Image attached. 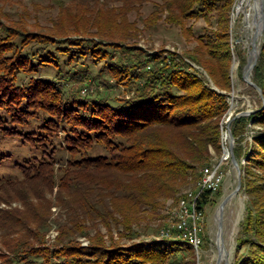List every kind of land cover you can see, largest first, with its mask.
Instances as JSON below:
<instances>
[{"label": "trees", "instance_id": "trees-1", "mask_svg": "<svg viewBox=\"0 0 264 264\" xmlns=\"http://www.w3.org/2000/svg\"><path fill=\"white\" fill-rule=\"evenodd\" d=\"M235 3L165 0V22L199 42L197 54L188 59L209 74L215 88L177 52L162 50L150 57L118 45L127 43L133 30L111 24V19L93 20L92 35L77 14L79 27L73 36L60 29L45 35L29 32L23 24L0 22V128L6 135L22 136L42 154L21 167L22 179L0 188L3 203L10 206L16 200L23 206L0 211V264H186L187 257L195 264V249L186 240L173 239L177 233L172 239L122 241L140 237L137 227L159 215L164 201L175 199L184 184L201 180L203 169L222 152ZM199 19L211 28L196 38L187 25ZM85 61L102 63L99 74L104 78L95 76ZM47 67L56 69L68 85L34 77L22 83L25 76ZM252 79L264 95V42ZM114 88L124 90L117 94ZM32 122H40L38 130L24 131ZM250 123L258 127L251 141ZM61 130L64 145L55 147L52 139ZM232 132L241 190L248 195L234 264H264L261 98L254 114L234 119ZM60 150H66V158L59 156ZM55 189L53 200L49 195ZM211 195L203 193L202 208ZM54 205L71 214L59 223V235L50 244ZM82 237L90 241L88 246L82 245Z\"/></svg>", "mask_w": 264, "mask_h": 264}, {"label": "rangeland", "instance_id": "rangeland-1", "mask_svg": "<svg viewBox=\"0 0 264 264\" xmlns=\"http://www.w3.org/2000/svg\"><path fill=\"white\" fill-rule=\"evenodd\" d=\"M238 2L239 0H236L231 13L232 62L229 71L231 89L227 92L230 107L221 121L222 125L225 118L230 113H233L230 123L231 130L234 119L243 112H255L260 106L261 98L259 93L243 78L244 67L251 57L253 32L248 29L247 19V14L251 12V9L246 7L244 11L237 12ZM80 13L81 16H83L82 18H84L83 23H88L87 31H91L92 35H94L96 31V29L91 28L93 20L99 21L100 19L101 21H109L111 19L114 20L111 24L114 22L121 23L122 25L126 24L133 30V33H130L131 36L129 35L130 39L127 43L117 42L118 45L142 50L150 57L162 50L177 52L186 57L187 61L191 62L193 67L201 71L209 83L215 88L214 82L209 74L202 67L188 59L190 54H197L199 42L193 37L183 35L180 28L165 22V0H0L1 23L6 25H15V23L23 24L29 32H39L45 35L60 29L61 33L68 32V36H73L74 34H71L73 33L72 31L79 27V25L76 24L77 18L75 16ZM122 20L126 22L122 23ZM187 27L192 28L196 38L202 36L205 34L206 30L211 28L204 19L191 20L188 22ZM65 39L66 38H63V40ZM263 42L264 34L259 39L260 47L263 45ZM40 48L41 47L36 46L34 50L38 51ZM48 49L56 54L54 46H50ZM61 60H64V57H62ZM86 62L87 61L84 63ZM87 64H89V69L95 76L104 78L99 74L100 70H102V63H100V65H95L93 61H89ZM104 72L107 73V70ZM33 77L50 82H60L64 86L65 84L68 85L67 81L60 79L58 71L52 67L38 68L37 72L22 78V83L25 84L29 82ZM58 84L59 83H57V85ZM114 90L117 94H122L124 89L114 88ZM83 92L85 93V91ZM39 126L40 122H32L28 128L23 130L27 132H36ZM249 126L251 132L248 140L251 141V135L258 127L252 126V123H250ZM64 137L65 131L61 130L59 135L52 139L55 147H59V144L64 145ZM58 154L60 157H67L66 150H60ZM221 155L222 152L214 161L218 160ZM41 157V150L33 148L22 136L6 135L4 134V130L0 128V188L5 182L22 179L23 174L21 167L27 161L34 158L40 159ZM65 158H63V160H66ZM231 166H225V172L227 171L228 174L221 189L217 193L211 195L208 203L204 207L205 218L201 233L203 243L199 249H195L193 259L195 264H217L218 262L219 249L217 237L219 234V206L221 202L236 189L238 184V172L236 168L234 170ZM199 181L200 180H190L187 184H184L181 192L175 199H167L164 201L165 205L157 213L159 215L150 217L142 226L137 227L136 230L140 232V237L134 240L125 239L122 243L131 244L141 240L172 239V236L161 238L160 234L163 229L172 226L173 212L178 206L179 200L187 192L198 190ZM56 196L57 189H55L53 195H49V198L55 200ZM1 197H3V193L0 195V211L4 209L23 208L22 204L16 200L12 201V205L7 206V204L3 203ZM247 203L248 195L240 190L227 204L224 210L223 233L226 250L229 253L228 264H234L237 239L241 230L240 224L244 220ZM70 212L71 211L58 205H54L51 208L49 223L52 228L47 235L50 244L53 243L55 238L59 235L57 229L59 223L66 222L70 219ZM102 232L103 234H107L105 229H103ZM115 237L118 238L117 233H115ZM3 238L4 232L0 231V242L3 241ZM107 238L108 236H106V239ZM80 242L83 246H88L90 243V241L84 237L80 238ZM1 253H3V251L0 250V254ZM183 255L187 257L188 253ZM185 259L187 260L186 264H190V257Z\"/></svg>", "mask_w": 264, "mask_h": 264}, {"label": "built area", "instance_id": "built-area-1", "mask_svg": "<svg viewBox=\"0 0 264 264\" xmlns=\"http://www.w3.org/2000/svg\"><path fill=\"white\" fill-rule=\"evenodd\" d=\"M230 113L221 125V157L214 161L202 171V179L199 181L198 190L187 192L178 202V206L173 212L172 226L163 229L160 234L161 238L171 237L177 233L178 238L188 241L194 249H199L203 243L201 236L203 222L205 218L204 208L201 207L199 201L204 192L217 193L227 176L225 166H231L235 170L232 163L231 154V118ZM245 163V159L242 160Z\"/></svg>", "mask_w": 264, "mask_h": 264}, {"label": "water", "instance_id": "water-1", "mask_svg": "<svg viewBox=\"0 0 264 264\" xmlns=\"http://www.w3.org/2000/svg\"><path fill=\"white\" fill-rule=\"evenodd\" d=\"M263 34H264V0H261L259 18L256 20V29H255V32L253 33V39H252V43H251L252 51L254 52V56H252V52H251V57L249 58L247 64L244 67L243 78L251 87H253L259 93L261 99L263 100V104H264L263 91L252 79L253 71L258 64L259 57L261 54V47L259 46V39ZM253 113H255V112L254 111H246V112H243L242 114H240L239 116H237L236 118H239L242 116H250ZM230 136H231L232 163L238 172V184H237L236 189L230 195H228L221 202V204L219 206V234L218 235L221 238L222 247H220L218 244V249H219V255H221L222 251L225 250L226 264H228V261H229V258H228L229 254H228V251L225 249L224 236H223L224 210H225L227 204L242 189V169H241V165H240L239 160L235 156V152H234L235 138H234L232 130H230ZM217 264H219V260H218Z\"/></svg>", "mask_w": 264, "mask_h": 264}, {"label": "bare ground", "instance_id": "bare-ground-1", "mask_svg": "<svg viewBox=\"0 0 264 264\" xmlns=\"http://www.w3.org/2000/svg\"><path fill=\"white\" fill-rule=\"evenodd\" d=\"M260 5H261V0H239L237 5V12L244 11L246 7H249L251 9V12L247 14V19H248V29H250L253 33L255 32L256 29V20L259 18ZM251 52H252V56H254V52L252 51V49ZM217 244H219V246L222 247V241L219 235L217 237ZM218 260H219V264H226L225 250H223L221 255H219Z\"/></svg>", "mask_w": 264, "mask_h": 264}]
</instances>
